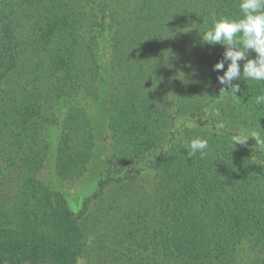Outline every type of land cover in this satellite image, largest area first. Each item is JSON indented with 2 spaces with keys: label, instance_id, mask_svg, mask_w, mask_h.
<instances>
[{
  "label": "trees",
  "instance_id": "obj_1",
  "mask_svg": "<svg viewBox=\"0 0 264 264\" xmlns=\"http://www.w3.org/2000/svg\"><path fill=\"white\" fill-rule=\"evenodd\" d=\"M0 5V176L8 169L14 182L11 193L0 189V260L78 264L89 254L80 216L39 178L59 110L86 100L106 115L116 164L161 150L152 164L159 172L154 215L112 200L103 215L113 231L97 250L101 264H264V149L251 137L231 142L251 130L264 137V105L255 104L264 81H237V97L220 93L223 72L213 65L225 46L201 37L214 16L240 17L239 0H146L140 24L116 23L108 70L96 38L111 27L106 11L114 5L116 13L115 2ZM96 11L100 18L89 19ZM19 12L30 22L25 34ZM219 122L225 127L217 130ZM99 128L89 111L69 110L58 139L59 177L84 175L101 155ZM197 137L208 147L189 157L187 145ZM114 181L101 178L100 193Z\"/></svg>",
  "mask_w": 264,
  "mask_h": 264
},
{
  "label": "rangeland",
  "instance_id": "obj_2",
  "mask_svg": "<svg viewBox=\"0 0 264 264\" xmlns=\"http://www.w3.org/2000/svg\"><path fill=\"white\" fill-rule=\"evenodd\" d=\"M111 1L113 4L115 2L114 10L116 11V13L113 11L114 5L109 7L106 11L109 16L107 24H109V26L111 25V27H108L109 29L106 28L107 33L102 38H96L98 49L101 50V54H104L102 56V62L105 64L103 67H105L106 70H108V63L111 58L110 53L113 48L112 38L116 35L118 30L116 23L120 21L131 25L140 24L139 18H142L141 9L146 0ZM120 4L122 6L121 11ZM12 8L14 7L12 6ZM95 15L98 18L101 16L97 11L96 13L90 12L89 19H93V16ZM18 17L23 23L22 33L25 34L28 31V24L30 23L29 20H27L26 12H19ZM98 30H100V28L96 27V31L93 35H97L96 32ZM89 36H92V34L88 33L87 37ZM88 39L90 40L92 38ZM106 75L107 71L105 72V76ZM100 95L105 104L107 100V87L101 89ZM223 101L224 99H221V101L218 102L217 109L223 105ZM75 106L83 108L87 112L89 111L95 119V124L100 126L99 130L101 137L99 138V144L102 149L100 151L101 155L87 166L84 175L75 179L64 180L59 177L56 170L58 139L65 117L69 110ZM217 109L215 112H217ZM185 117L186 116L180 117V120H184ZM199 120L202 122L205 121L204 118ZM191 124L195 125L197 123L192 121ZM48 143L50 145L49 156L43 166L39 178L44 185L50 188L52 193L61 194L67 201L72 212L81 218L85 233L84 243L89 250V254L85 255L84 259H81L78 264H101L98 259L97 250L100 247V242L107 241L113 231L111 228L112 224L109 223V221H106L103 215L110 210L108 204L112 202V200L118 198L124 199L125 201L130 202L131 206H140L139 209L142 208L147 211L151 210L150 214L154 215L151 193L153 192L154 184L159 172L152 168V164L160 155L161 150H155L150 155L131 164H116L113 161L114 152L111 132L108 130L106 115L101 109L97 108V105L87 102L86 100H80L79 102L70 100L59 110L56 124L51 127L48 133ZM12 174L13 173L8 169H3L0 176V189L4 188L5 191L11 193L12 186L14 185L12 184L14 183L12 182ZM107 176L114 178L115 181L107 184L105 187V194H102L98 189L99 180ZM83 208L85 211L82 213L84 210ZM0 264L7 263L0 260ZM26 264L47 263L27 262Z\"/></svg>",
  "mask_w": 264,
  "mask_h": 264
},
{
  "label": "clouds",
  "instance_id": "obj_3",
  "mask_svg": "<svg viewBox=\"0 0 264 264\" xmlns=\"http://www.w3.org/2000/svg\"><path fill=\"white\" fill-rule=\"evenodd\" d=\"M239 8L240 17L216 19L214 16L211 28L201 34L203 43L225 46L222 58L213 65V71L223 72V75H217L220 93H231L234 97L241 91L237 81H264V0H239ZM249 50L256 54L254 58H249ZM255 104L264 105V93L255 97ZM224 127L223 122L216 124L217 130ZM250 137L256 140L260 149H264V137L257 130L237 133L231 137V142L234 146L244 145ZM207 147L206 139L193 138L187 145V155L192 157L200 153L203 156Z\"/></svg>",
  "mask_w": 264,
  "mask_h": 264
}]
</instances>
